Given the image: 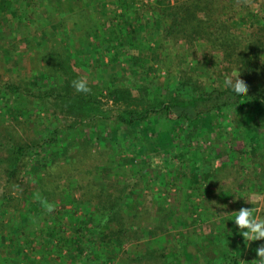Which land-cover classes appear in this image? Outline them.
<instances>
[{
    "label": "trees",
    "instance_id": "16d2710c",
    "mask_svg": "<svg viewBox=\"0 0 264 264\" xmlns=\"http://www.w3.org/2000/svg\"><path fill=\"white\" fill-rule=\"evenodd\" d=\"M105 1H109L113 12L100 24L92 23L85 50L97 51L102 62L107 55L113 64L125 63L124 73L130 76L124 77L123 86L118 85L122 76H115L107 86L86 82L89 91L78 92L72 81L84 77L74 70L63 73L61 82L55 79L48 85L37 86L36 90L16 83L7 85L12 92L29 95L43 112L50 110L74 118L64 126L51 125L42 140L24 141L11 135L0 138V166L5 168L7 179L23 178L19 184L21 195L17 198L20 204H16L15 211L24 206L27 214L25 219L15 216L11 241L34 250L32 257L16 255L15 264H56L61 259L68 263L70 260L69 264H110L119 258L126 240L132 238L129 233L135 224L126 222L124 212L134 185L124 182L119 189H113L111 181L115 180L107 175L105 180L101 177L103 183L96 197L79 202L66 190L58 192L59 187H53L54 190L45 182V171L66 159L74 146L116 144L121 136L126 141L125 147L141 154L147 163L144 167L153 169V177L158 179V165L153 161L167 149L162 145L173 141L176 146L173 142L170 146L178 150L172 149L170 155L162 157V170L168 171L175 164L174 159L179 160L180 177H187L189 194L200 189L198 180L208 178L212 159L221 155L230 159L233 168L243 171L252 191L257 188L255 182H260L259 188L264 186V25H255L246 33L238 32L229 22L234 13L231 1H149L144 6H153V12H158L165 22L163 38L181 42L187 48L200 42L218 53L210 83L180 77L176 83L169 84L158 79L160 71L155 64L159 52L154 54L156 60L150 55L149 44L145 42L146 29L142 18L136 15V10H140L138 0ZM240 67L239 79L248 85V94L236 97L223 80L231 69ZM100 96L118 104V113L111 114L105 109ZM225 135L230 138L223 139L222 152L216 153L214 147L206 146L208 138L215 140ZM202 151L208 155L203 156ZM200 164L207 171L198 172ZM246 164L252 166L250 173L244 171ZM29 165L37 173L41 171L39 184L31 181L35 175H30ZM107 172L105 168L102 176ZM243 185L236 190H241ZM56 194L69 198L66 202L71 207L54 206ZM223 194L225 200L234 196L231 191ZM6 205H0L3 213L7 212ZM199 205L193 208L195 212ZM230 253L225 248L211 264H239V257Z\"/></svg>",
    "mask_w": 264,
    "mask_h": 264
},
{
    "label": "rangeland",
    "instance_id": "374dc122",
    "mask_svg": "<svg viewBox=\"0 0 264 264\" xmlns=\"http://www.w3.org/2000/svg\"><path fill=\"white\" fill-rule=\"evenodd\" d=\"M142 1L137 2L140 10H136V15L142 18L143 29L151 30L144 32L150 55L156 60L154 54L159 52V61L153 62L160 71L159 81L171 84L181 77L210 83L218 53L200 42L187 48L181 42L163 38L165 22L158 12H153V6H144L151 0ZM176 1L182 0H172L173 3ZM227 1L232 2L234 12L229 22L238 32L246 33L255 25H264V0L219 2ZM112 12L109 1L104 0H0L1 139L11 135L24 141L42 140L51 125L64 126L74 119L53 114L50 110L43 112L41 106L34 105L29 95L10 91L8 84L35 89L55 79L61 82L63 73L74 70L88 84L107 86L115 76H122L118 85H124V77L130 76L124 73L125 63L113 64L107 55L103 56L102 62V58L98 60L97 51L85 50L92 23L100 24ZM262 56L264 59V53ZM81 57L82 61H79ZM100 98L105 109L111 114L118 113V104L107 96ZM112 127H115L114 124ZM119 137L116 144L71 147L66 159L45 171V182L50 187H59V190L56 188L58 192L66 190L79 202H89L90 197H96L107 175L115 180L111 181L113 189H119L124 182L135 186L132 195L128 196L124 212L126 222L135 224L129 233L132 238L126 240L119 258L110 264H211L225 248L239 257V264H256L255 260L260 257L255 249L264 245V239L246 243L229 219L241 207L253 206L242 198L250 193L261 197L257 201L256 214L264 216V186L259 188L260 182H255L257 188L252 191L244 180L243 171L233 168L227 156H214L211 169H207L208 178H200L197 182L200 189L189 194L186 190L187 177H180L182 165L179 160L175 158V164L168 171L162 170V157L170 155L172 149L178 150L174 148L173 141L174 146H170L171 141L162 145L167 149L153 161L160 173L156 179L153 177L154 170L144 167L147 163L142 155L126 148V141ZM229 138V135L215 140L208 138L206 146L214 147L216 153L222 152L224 140ZM201 154L208 155L205 151ZM246 167L244 171L250 173L252 166L246 164ZM105 168L108 172L102 176ZM27 169H30L31 176L35 175L31 181L39 184L41 171L37 173L31 165ZM207 170L203 164L197 168L198 172ZM199 175L202 176V173ZM22 180L21 177L8 180L5 168L0 166V205L7 203V212L0 210V264H15L16 255L18 258L32 257L34 252L25 244L19 246L11 241L15 233V216L27 218L24 206L15 211L16 204H20L17 198L21 195L22 185L19 184ZM240 184L244 185L238 191L236 188ZM226 191H231L234 196L225 200L223 193ZM55 198L54 206L71 207V203L66 202L69 198H61L58 194ZM198 204L199 210L195 212L193 208ZM79 211L82 213L81 209ZM35 243L33 241L34 246ZM22 249L24 252H21ZM69 263L61 259L56 264Z\"/></svg>",
    "mask_w": 264,
    "mask_h": 264
},
{
    "label": "clouds",
    "instance_id": "9594fccd",
    "mask_svg": "<svg viewBox=\"0 0 264 264\" xmlns=\"http://www.w3.org/2000/svg\"><path fill=\"white\" fill-rule=\"evenodd\" d=\"M240 70L233 68L228 74L224 76L223 84L236 97L246 96L248 94V85L239 79ZM237 71L239 75H236ZM73 87L78 92L89 91L88 85L84 79H77L72 81ZM246 203L253 205L252 207H241L238 211L233 212L234 215L229 219L233 221L234 225L239 229L245 242L259 241L264 239V216L257 215V201L261 197L255 194H247L242 196ZM260 259L255 260L256 264H264V245L255 249Z\"/></svg>",
    "mask_w": 264,
    "mask_h": 264
}]
</instances>
